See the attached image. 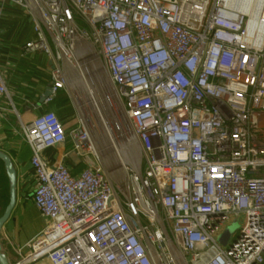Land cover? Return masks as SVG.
<instances>
[{
  "label": "built area",
  "instance_id": "2783aa9c",
  "mask_svg": "<svg viewBox=\"0 0 264 264\" xmlns=\"http://www.w3.org/2000/svg\"><path fill=\"white\" fill-rule=\"evenodd\" d=\"M11 1L34 15L36 37L23 53L53 64L44 104L79 80L77 55L92 60L138 162L104 169L89 126L67 133L52 110L24 123L45 226L25 255L7 238L9 259L264 264V0ZM0 95L11 100L1 74ZM67 141L69 152L43 159ZM73 153L87 159L78 173L65 163Z\"/></svg>",
  "mask_w": 264,
  "mask_h": 264
},
{
  "label": "crops",
  "instance_id": "0c3cea01",
  "mask_svg": "<svg viewBox=\"0 0 264 264\" xmlns=\"http://www.w3.org/2000/svg\"><path fill=\"white\" fill-rule=\"evenodd\" d=\"M0 10V74L11 99L0 95V152L9 155L14 164L18 194L23 203L43 218L32 200L37 178L31 165L32 150L24 139L22 125L46 110H52L58 114L69 133L76 126L75 107L69 96L64 97L65 90L60 91L50 104L40 102L51 86L53 64L41 52L23 53L25 44L36 37L34 15L11 0H0ZM70 149V141H67L43 151L42 157L53 163L60 154ZM65 163L76 173L87 167V159L74 153L67 157ZM0 167H3L1 161ZM10 260L12 264L18 261L12 257Z\"/></svg>",
  "mask_w": 264,
  "mask_h": 264
},
{
  "label": "rangeland",
  "instance_id": "374dc122",
  "mask_svg": "<svg viewBox=\"0 0 264 264\" xmlns=\"http://www.w3.org/2000/svg\"><path fill=\"white\" fill-rule=\"evenodd\" d=\"M81 62V61H80ZM86 65H89L86 63ZM98 66H96L97 68ZM100 68V66H99ZM101 76L105 77L101 84L92 79V74L89 75L93 83L96 84V88L101 89V93L104 99L101 98V103L106 110L104 122L100 123V130L97 129L95 118L93 116L94 107L90 103V99L84 90V82L73 78L71 83L69 81L67 88L63 92L64 97L69 96L74 104L76 127L79 125L89 126L93 138L96 141V146L99 145V164L107 170V168H114L117 164L115 159L116 148L119 150L120 145L125 143H133L130 137V127L127 120L124 117V113L118 103V101L112 98L113 91L106 80V74L99 69ZM105 75V76H104ZM108 79V78H107ZM71 80V79H70ZM106 82V83H105ZM105 86V87H104ZM100 91V90H99ZM98 92V90H97ZM100 93V92H99ZM85 121V122H84ZM104 151V153H100ZM134 155L136 150L134 149ZM122 161V159H120ZM125 161V160H124ZM19 201L11 215V218L3 228L1 232V242L3 246H6L7 238H11L15 246L23 248V255L29 252V244L37 237L40 231L44 228V219L39 217L32 207L23 203V199L19 195ZM9 199V182L6 177V173L3 167H0V216L2 215ZM39 213V212H38ZM243 217L240 219V223L243 222ZM240 223L235 222L232 228L237 230L240 227ZM11 257L18 260L20 257L16 256L15 252L11 254Z\"/></svg>",
  "mask_w": 264,
  "mask_h": 264
},
{
  "label": "bare ground",
  "instance_id": "6f19581e",
  "mask_svg": "<svg viewBox=\"0 0 264 264\" xmlns=\"http://www.w3.org/2000/svg\"><path fill=\"white\" fill-rule=\"evenodd\" d=\"M244 5L245 4L243 2L241 7H244ZM76 59H77V63L79 64V66L82 67L83 73L82 74H79V76H80V78L82 77L81 80L84 82V90L86 91V93H87V95H88V97L90 99L89 100L90 103L94 107V113L95 114H93V116L95 118V123L97 124V129L100 130V123L104 122V118H105V114H106V110H105L104 106L101 103V98L104 99V96L101 93V89L96 88V84H94L95 82L93 83V80H91V78L89 77V75H90V73H89L90 71L89 70H95V69L98 70L99 65L97 64L98 67L95 68L96 66L95 67L91 66V65H95L92 62V60L89 61V59H84V58H81V60H80V57L78 55L76 56ZM86 63L89 64L88 65L89 68L87 69V71H86V68L84 69V67H83L84 65H86ZM92 73H95V74H92V77L94 76L92 79L96 80L97 83H98V85H99V83L101 84V81L103 82V80H105L104 79L105 77L101 76V74L99 73V71H97V72H93L92 71ZM73 78L74 77L71 78L70 83H71V81H72ZM106 80H107V77H106ZM97 90H98V92H97ZM94 149L96 150V152L98 154L99 153V150H98L99 149V145L96 146V144H95ZM116 149H117L118 154H119V156H118L119 159L117 160V159L114 158V160H112V161H115L116 164H117V166L120 163V161H119L120 159H122L121 162L131 161V162H133L134 165L137 164V162H138V155H136V152H135V155H134V152L133 151H134V149L136 151H138V150H137V148H135L134 143H130V142H129V144L128 143H125L124 145H120L119 146V150H118V148H116ZM100 153H104V151H101ZM116 156L117 155L115 154L114 157H116ZM116 167L114 166V168H116ZM111 169H112V166H111V168H107V170H111Z\"/></svg>",
  "mask_w": 264,
  "mask_h": 264
},
{
  "label": "water",
  "instance_id": "95a60500",
  "mask_svg": "<svg viewBox=\"0 0 264 264\" xmlns=\"http://www.w3.org/2000/svg\"><path fill=\"white\" fill-rule=\"evenodd\" d=\"M51 95V86L47 89V91L42 96L40 102L44 103L45 99ZM0 161L3 163V168L6 173L8 182H9V200L8 203L0 216V236L3 228L11 218V215L17 205L18 202V182H17V171L14 167V164L9 155L4 152H0ZM233 228H229L226 232L221 236L220 241L222 244H225L228 236L230 235ZM28 259H22L21 264H27ZM0 264H12L9 256L3 250V245L0 237Z\"/></svg>",
  "mask_w": 264,
  "mask_h": 264
},
{
  "label": "trees",
  "instance_id": "16d2710c",
  "mask_svg": "<svg viewBox=\"0 0 264 264\" xmlns=\"http://www.w3.org/2000/svg\"><path fill=\"white\" fill-rule=\"evenodd\" d=\"M9 200V199H8Z\"/></svg>",
  "mask_w": 264,
  "mask_h": 264
}]
</instances>
